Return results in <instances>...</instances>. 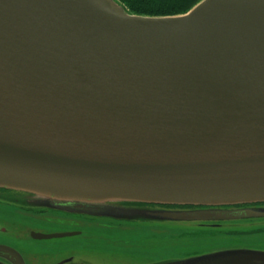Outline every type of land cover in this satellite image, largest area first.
Masks as SVG:
<instances>
[{"label": "water", "instance_id": "1", "mask_svg": "<svg viewBox=\"0 0 264 264\" xmlns=\"http://www.w3.org/2000/svg\"><path fill=\"white\" fill-rule=\"evenodd\" d=\"M0 190L26 195L0 192L19 208L186 226L215 218L120 206L264 204V0L169 17L116 0H0ZM0 264L27 263L0 244ZM152 264H264V251Z\"/></svg>", "mask_w": 264, "mask_h": 264}, {"label": "rangeland", "instance_id": "2", "mask_svg": "<svg viewBox=\"0 0 264 264\" xmlns=\"http://www.w3.org/2000/svg\"><path fill=\"white\" fill-rule=\"evenodd\" d=\"M29 210L36 213L49 212L52 215L36 218L21 213ZM65 215L68 214L11 207L0 202V244L19 251L27 264H58L71 256L77 261L91 264H152L227 249L264 251V236L248 237L240 234L243 230L249 234L254 232L252 229L255 226L249 227L248 222L237 228L228 226L222 227V231L202 230V233L192 226L176 223L135 220L119 227L118 224L104 222V227L96 224V228L80 238H30L31 233H68L66 231H71L73 227L69 220L64 219ZM225 228L235 232L223 231Z\"/></svg>", "mask_w": 264, "mask_h": 264}, {"label": "flooded vegetation", "instance_id": "3", "mask_svg": "<svg viewBox=\"0 0 264 264\" xmlns=\"http://www.w3.org/2000/svg\"><path fill=\"white\" fill-rule=\"evenodd\" d=\"M1 194L10 196L11 198L16 199H25L27 196L24 194H17L9 191L0 190ZM14 207V206H11ZM120 207L125 208H149L153 210H164V211H197V210H210L211 214L205 215L207 218H215L213 221H204V222H191L189 226H192L194 228L199 229V231L202 233V230H217L222 231L224 227H234L237 228L239 225L249 223V227L255 226L252 230H254L253 233L249 234L246 231L243 230V232H240L241 230H237V232H240L242 236H248L254 235L255 237L258 236H264V218H246V210L247 209H264V204L262 205H251V206H235V207H226V208H220V209H206V208H193V207H160V206H147V205H122ZM63 209H51L52 211H58L62 212L68 215L64 216L65 220H69L70 224L73 228H71V231H66L69 234H73L71 237H82L84 233L88 232L89 230H92L97 224L98 227H104V222H112L115 224L120 225L119 227H122L123 223H129L131 221L128 220H118L114 218L105 217L103 215H91L86 213H80L79 211L74 212L75 210L73 208L64 210ZM47 211V210H45ZM24 215H29L31 217L36 218H42L43 216L52 215L49 212H32V211H23L21 212ZM35 218V219H36ZM226 218V219H221ZM236 218V219H234ZM223 227V228H222ZM79 228V229H77ZM222 228V229H221ZM65 229V228H64ZM67 230V229H66ZM216 231V232H217ZM223 231L234 233L235 230H229L224 229ZM66 234V233H61ZM246 234V235H243ZM181 237V236H180ZM32 238V236H30ZM203 254V253H199ZM195 254V255H199ZM194 254H191L192 256Z\"/></svg>", "mask_w": 264, "mask_h": 264}, {"label": "trees", "instance_id": "4", "mask_svg": "<svg viewBox=\"0 0 264 264\" xmlns=\"http://www.w3.org/2000/svg\"><path fill=\"white\" fill-rule=\"evenodd\" d=\"M134 15L167 17L183 15L202 0H117Z\"/></svg>", "mask_w": 264, "mask_h": 264}]
</instances>
